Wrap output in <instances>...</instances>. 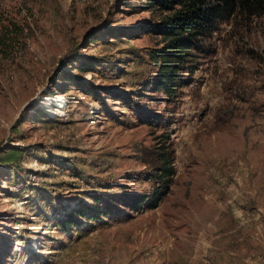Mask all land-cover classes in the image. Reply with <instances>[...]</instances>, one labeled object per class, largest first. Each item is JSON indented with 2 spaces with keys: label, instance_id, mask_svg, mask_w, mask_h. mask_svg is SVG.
Here are the masks:
<instances>
[{
  "label": "rangeland",
  "instance_id": "obj_1",
  "mask_svg": "<svg viewBox=\"0 0 264 264\" xmlns=\"http://www.w3.org/2000/svg\"><path fill=\"white\" fill-rule=\"evenodd\" d=\"M231 5L170 94L172 9L0 0V264H264V0ZM157 146L171 188L132 209Z\"/></svg>",
  "mask_w": 264,
  "mask_h": 264
},
{
  "label": "trees",
  "instance_id": "obj_2",
  "mask_svg": "<svg viewBox=\"0 0 264 264\" xmlns=\"http://www.w3.org/2000/svg\"><path fill=\"white\" fill-rule=\"evenodd\" d=\"M231 1L233 0H219L214 4H207L206 0H148L150 5H158L163 10H173L144 25L145 32L163 36V45L155 53L159 66L156 72L158 87L167 93H175L177 85L183 82V71L187 70L192 50L199 46L203 36L216 28L220 20L231 14ZM176 5L180 7L176 8ZM6 40L5 36L0 35V44ZM157 147L152 155L158 161L154 167V188L149 193H136L129 201L132 209L157 207L171 188L175 173L173 157L167 148ZM79 212L82 215L87 214L84 209Z\"/></svg>",
  "mask_w": 264,
  "mask_h": 264
}]
</instances>
